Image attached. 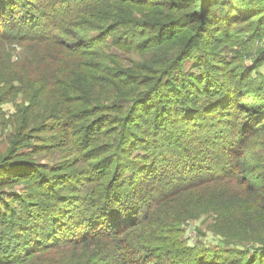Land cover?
<instances>
[{
  "label": "trees",
  "instance_id": "1",
  "mask_svg": "<svg viewBox=\"0 0 264 264\" xmlns=\"http://www.w3.org/2000/svg\"><path fill=\"white\" fill-rule=\"evenodd\" d=\"M0 40L31 51L21 71L50 69L48 87L80 95L55 126L58 170L31 158L39 147L19 153L36 117L9 121L0 264H264V0H0ZM211 213L222 246L189 245L182 225ZM227 245L245 250L219 261ZM69 248L73 261L52 254Z\"/></svg>",
  "mask_w": 264,
  "mask_h": 264
},
{
  "label": "rangeland",
  "instance_id": "2",
  "mask_svg": "<svg viewBox=\"0 0 264 264\" xmlns=\"http://www.w3.org/2000/svg\"><path fill=\"white\" fill-rule=\"evenodd\" d=\"M88 33V35H92L94 31H90ZM74 51L77 50L74 49ZM106 52V56L111 57V54L115 53L124 62H126L127 60L135 59L139 61V55L135 50H126L123 49V47L110 45ZM228 52L232 53L231 51ZM6 53L9 54L10 60L9 63H7L6 60L4 62H1L0 59V76H8V79L13 81V83L11 86V84L7 85V83L0 82V100H2L0 102V109L2 111V117H0V151H3L5 147L9 148L11 146V139L16 131L15 126L13 127V125L9 123V121L10 119H12L13 121V119H15L13 115L19 113V108L23 107L20 114L18 115V123H16L17 126H24V120H27V118L31 115L36 118L34 119L33 123L28 125V130H24V133H32L31 138L29 139V144L31 145L20 150L19 153H31L35 151L33 147H39L38 153L34 154L31 158L40 164L49 165L53 169L58 170L61 168L62 161L66 162L68 159L69 147L65 144V140H63V138H60V136H62V130L60 128L56 129L55 126L63 125V123L65 122V118L68 115V110L70 109V107H73L75 103V100L73 99L77 98V96L80 95H77L73 91L69 90V88L64 89L65 92H63L54 87H48L46 83L50 81H57V78H59V75L57 77L53 76L50 73V69L36 68V71L31 69H23L21 71L16 64L22 60L24 54H31V51H27L26 45L19 43L9 44L3 40H0V57H2L3 60ZM85 57L86 56H83L81 57V59L83 60L85 59ZM91 57L89 58L91 59ZM251 60L252 58L248 59L247 64L250 65ZM188 65L189 63L187 64V66ZM262 66L263 72H261V74L264 77V64ZM72 68L73 66L71 64V61L68 60L66 69H64L66 71L65 77L67 79L69 78L68 72L72 73L75 71ZM88 74L92 76V79H94L91 90L93 88H98L101 84V81L99 79L102 78L103 74L100 72H94V70H90V73ZM16 76L20 77L22 81L17 79ZM13 77L15 79H12ZM90 78L91 77L87 79L86 77L84 78V81L88 84V86L91 81ZM18 81H20V83ZM60 88L63 89V87ZM100 91H102V88ZM56 99L61 101V104L59 102L57 108L54 110V112L58 110L57 115L54 117L49 116L50 113H52L51 102ZM56 102L57 101L54 102L55 105H57ZM31 107H34L35 109V112L33 114H31L27 110V108ZM39 108L41 111L47 113L44 114L46 118L49 116L47 120L46 118H39ZM66 123H69V121L67 120ZM52 127H54V129L50 130V128ZM257 148L258 149L255 150L257 158H261V163L264 167V146ZM63 172L64 170L57 173ZM24 189V184H18L12 188L10 195H12L13 193L20 195L21 192L25 191ZM27 193L29 195L34 194V192ZM16 206L17 205H14L13 207L16 208ZM212 216L213 213L202 214L197 218L188 219L185 224L182 225L184 230V232H182L183 237L186 239L189 245H197L198 243H200L207 247L222 246L219 242L221 238L218 235H215L210 229L213 222ZM223 247V251L221 252L222 257L218 256L219 261H225V259L223 258L225 254L229 256L233 255L234 252H243L245 250V247L243 246L227 245ZM52 254L57 255L55 256L58 257L57 261H59L60 259L63 261H73V259L75 258V253L70 248L65 249L62 254L60 253V251L52 252Z\"/></svg>",
  "mask_w": 264,
  "mask_h": 264
},
{
  "label": "crops",
  "instance_id": "3",
  "mask_svg": "<svg viewBox=\"0 0 264 264\" xmlns=\"http://www.w3.org/2000/svg\"><path fill=\"white\" fill-rule=\"evenodd\" d=\"M259 71H260V72H263V66H261V67L259 68Z\"/></svg>",
  "mask_w": 264,
  "mask_h": 264
}]
</instances>
